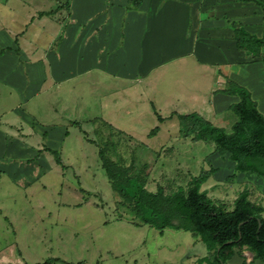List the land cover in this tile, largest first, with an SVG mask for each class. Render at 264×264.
Returning a JSON list of instances; mask_svg holds the SVG:
<instances>
[{"label":"rangeland","instance_id":"374dc122","mask_svg":"<svg viewBox=\"0 0 264 264\" xmlns=\"http://www.w3.org/2000/svg\"><path fill=\"white\" fill-rule=\"evenodd\" d=\"M65 1L38 0L34 4L31 0L11 10L4 8L9 11V17L4 19L12 31H24L26 41L39 33V42L44 46V40L48 41L58 28L49 22L51 17H34V24L40 28L34 32L35 27L29 25L33 6L51 9ZM42 27H46L45 30ZM7 35L4 34L5 38H11ZM14 38L12 35V40ZM258 61L260 68L256 74L264 82L260 57ZM242 82L241 86L245 84ZM245 85L251 89L248 83ZM0 88L3 90L0 117L22 118L19 111L27 109L21 95L11 88L8 98L9 87L2 84ZM164 89L162 84V98L169 94ZM89 91L92 92L88 87L83 90V105L72 104L61 113L71 118L62 123L66 137L58 141L50 136L48 128L57 126L60 121L52 120L53 112L48 110L38 112L29 127L25 119L20 120L22 129L18 128L19 124L16 129L0 126V132L16 130L19 136L0 138V263L41 264L49 258H60L83 264H193L196 258L207 255L206 246L194 232L133 224L132 202L121 198L112 188L98 156L99 147L105 149L117 166L125 168L129 176H139L147 190L161 187L166 194H172L179 187L186 191L193 177L214 166L213 157L226 159L217 174L202 186L209 182L220 185L213 189L214 198H221L218 193L223 190L229 192L222 197L225 203H219L227 210L233 208L230 194L240 188V183L229 182L228 175L235 173L233 179H238V175L261 177L235 170L234 164H229L233 161L228 154L221 152L213 142L185 137L179 132L176 112L168 110L164 103L154 104L145 93L140 94L141 89L132 95L138 103L123 105L115 111L107 106L103 111L101 104L95 101L100 96ZM102 91L109 93L108 89ZM123 91L127 95V91ZM112 92L116 97L120 89L114 88ZM155 111L164 117L162 121L157 119ZM223 115L228 117L225 127L230 119H237L230 106ZM121 116L126 119H118ZM155 127L157 130H153ZM49 148L58 152L62 164L56 162ZM241 250L234 248L233 256L239 257ZM231 264H237L236 260L232 259Z\"/></svg>","mask_w":264,"mask_h":264},{"label":"crops","instance_id":"0c3cea01","mask_svg":"<svg viewBox=\"0 0 264 264\" xmlns=\"http://www.w3.org/2000/svg\"><path fill=\"white\" fill-rule=\"evenodd\" d=\"M30 1L0 0V52L3 50L0 54V86L9 87L10 91H6L8 98L12 94L11 88L19 93L27 109L19 111L22 118L0 117V126L16 129L19 124L18 128L22 129L23 121L20 120L25 119L29 127L38 112L48 110L53 112L52 120L60 121L57 126L48 128L50 136L57 141L63 139L66 127L62 123L71 116L61 113L72 104L83 105L82 93L88 87L92 91L89 94L100 96L95 101L101 104L103 111L106 106L115 111L123 105L138 103L132 95L141 89L140 94L145 93L156 105L164 103L168 110L176 113L197 112L224 128L228 117L223 113L238 101V97L222 93L228 87V80L248 83L252 89L249 88L251 98L264 116V82L256 74L260 68L259 57L253 58L237 48L234 30L229 26L231 21L238 22L249 33L261 36L263 12L253 1L69 0L68 8L47 16H39V13L54 10L64 2L51 9L34 5L29 21V25L35 27L34 32L40 30L34 24V17H51L49 22L58 28L48 41L44 40V46L39 42V33H34L26 41L24 31H12L4 19L9 17V11L4 8L11 10ZM36 1L32 0L34 4ZM42 28L45 30L46 27ZM6 33L11 38H5ZM162 84L164 91L169 92L163 98L160 95ZM245 84L243 86L248 87ZM114 88H119L122 93L117 92L115 97ZM106 89L109 93L102 91ZM2 95L0 88V97ZM118 119L126 118L121 116ZM236 120L228 121L227 132L231 131ZM17 133L16 130L14 133L1 131L0 138H19ZM213 158L212 169L216 172L213 171L201 183L200 189L206 191L214 202L223 204L222 197L229 192L223 190L218 193L221 198H214V188L220 185L209 182L202 186L226 162V159ZM229 164L235 166L234 161ZM235 175H228L229 182L240 183L238 192L230 194L232 206L238 194L247 190L248 198L264 208V177L255 179L238 175V179H233ZM235 256L231 260H236L237 264H264L246 247L242 248L239 257ZM197 259L193 264H198Z\"/></svg>","mask_w":264,"mask_h":264},{"label":"trees","instance_id":"16d2710c","mask_svg":"<svg viewBox=\"0 0 264 264\" xmlns=\"http://www.w3.org/2000/svg\"><path fill=\"white\" fill-rule=\"evenodd\" d=\"M242 1H253L259 5L264 21V0ZM68 7L69 0H66L56 9L41 12L39 16L54 14ZM229 26L234 30L237 48L253 58L260 57L264 68V23L259 37L249 33L238 22L231 21ZM227 83L228 87L222 93L238 97V101L230 105L237 115L231 131L214 125L197 112H190L174 113L180 122L179 132L193 141L213 142L221 152L228 153L229 159L235 162V170L264 177V116L257 109L248 89L232 80ZM155 113L159 121L164 119ZM73 124L86 135L78 122L73 121ZM153 130H157V127ZM48 150L54 154L56 162L62 164L58 152ZM98 156L112 188L121 198L132 202L133 224H148L158 230L173 228L196 233L209 253L198 258V264H228L234 248L244 247L255 254V259L264 262V208L248 198L247 190H242L234 200L233 209L227 210L200 189L201 183L213 173L212 168L193 177L186 191L179 187L172 194H166L161 187L155 191L147 190L139 176H129L125 168L111 161L103 147H99ZM53 263L83 264L81 261L71 263L60 258H49L41 264Z\"/></svg>","mask_w":264,"mask_h":264},{"label":"water","instance_id":"95a60500","mask_svg":"<svg viewBox=\"0 0 264 264\" xmlns=\"http://www.w3.org/2000/svg\"><path fill=\"white\" fill-rule=\"evenodd\" d=\"M239 239H240V237H239Z\"/></svg>","mask_w":264,"mask_h":264}]
</instances>
